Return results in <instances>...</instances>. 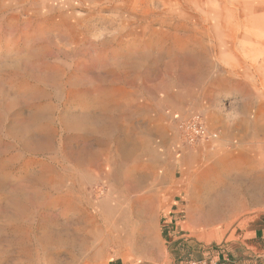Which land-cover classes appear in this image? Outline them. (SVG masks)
<instances>
[{
  "label": "rangeland",
  "instance_id": "374dc122",
  "mask_svg": "<svg viewBox=\"0 0 264 264\" xmlns=\"http://www.w3.org/2000/svg\"><path fill=\"white\" fill-rule=\"evenodd\" d=\"M193 115L218 138L185 145ZM176 180L188 242L264 218V0H0V264H156Z\"/></svg>",
  "mask_w": 264,
  "mask_h": 264
},
{
  "label": "crops",
  "instance_id": "0c3cea01",
  "mask_svg": "<svg viewBox=\"0 0 264 264\" xmlns=\"http://www.w3.org/2000/svg\"><path fill=\"white\" fill-rule=\"evenodd\" d=\"M200 99L195 91V106L201 104ZM262 116V115H261ZM129 122L132 120L130 118ZM215 120V119H214ZM214 124L219 125L217 121ZM261 121V118H260ZM263 121V118H262ZM261 121V124H262ZM207 123V122H206ZM260 124V125H261ZM209 130L216 132L207 123ZM182 181L176 180L172 187H169L167 211L169 218L163 224L162 235L165 237L166 252L162 253L159 258L153 259L156 264H192L202 262L203 264H264V218L259 220L252 228L240 234L232 233L219 246L202 245L199 240L191 241L186 235H180L181 231L177 222H175V213L179 211V203L188 190L182 189ZM186 193V194H185ZM208 191H205L201 198H206ZM199 206L195 207V220L199 222ZM103 264H132L128 260L114 258L108 259Z\"/></svg>",
  "mask_w": 264,
  "mask_h": 264
},
{
  "label": "bare ground",
  "instance_id": "6f19581e",
  "mask_svg": "<svg viewBox=\"0 0 264 264\" xmlns=\"http://www.w3.org/2000/svg\"><path fill=\"white\" fill-rule=\"evenodd\" d=\"M258 189V178L256 176L249 179L239 178L231 189L225 192L219 189L211 190L206 198L199 197V200L202 201V203L206 201L210 206V210H223L229 207H236L242 199L250 193L256 192ZM253 195L255 194H252V197ZM128 230L129 229L126 227H117L114 231L112 230L111 235L116 237L119 241L125 240L128 243L140 241L139 237L133 235L132 230H129V232Z\"/></svg>",
  "mask_w": 264,
  "mask_h": 264
},
{
  "label": "built area",
  "instance_id": "2783aa9c",
  "mask_svg": "<svg viewBox=\"0 0 264 264\" xmlns=\"http://www.w3.org/2000/svg\"><path fill=\"white\" fill-rule=\"evenodd\" d=\"M179 133L185 145L195 146L203 141L216 140L218 134L208 129L205 119L201 115H193L181 121ZM192 264H203L202 262Z\"/></svg>",
  "mask_w": 264,
  "mask_h": 264
}]
</instances>
